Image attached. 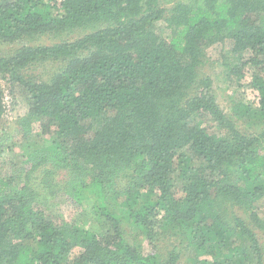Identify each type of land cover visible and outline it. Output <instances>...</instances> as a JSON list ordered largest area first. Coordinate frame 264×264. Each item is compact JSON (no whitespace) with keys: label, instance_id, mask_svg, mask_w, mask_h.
Wrapping results in <instances>:
<instances>
[{"label":"trees","instance_id":"obj_1","mask_svg":"<svg viewBox=\"0 0 264 264\" xmlns=\"http://www.w3.org/2000/svg\"><path fill=\"white\" fill-rule=\"evenodd\" d=\"M3 43L0 123L15 87L29 114L21 166L0 153V264H264V0H0ZM225 45L253 70L234 116L201 73Z\"/></svg>","mask_w":264,"mask_h":264},{"label":"rangeland","instance_id":"obj_2","mask_svg":"<svg viewBox=\"0 0 264 264\" xmlns=\"http://www.w3.org/2000/svg\"><path fill=\"white\" fill-rule=\"evenodd\" d=\"M157 27L163 31L165 24L158 23ZM82 35L83 32L78 31L72 34L69 39L80 38ZM56 42H58L57 38L46 36L33 42V44L52 45ZM20 44H0V55L17 49ZM229 50V45L217 46L210 49L208 52V60L201 73L202 76H209L212 79L217 102L223 111L228 115L234 116L233 109L238 105H254L256 100L254 99V91L250 86L253 70L247 67L240 72L241 75L239 76L237 75L238 73H233V66L236 65L238 58L230 55L228 53ZM40 67V69L35 70V73H44L45 78H47L49 74L59 67V64L57 62H46L41 64ZM240 67H242V65H240ZM6 93L8 112L5 119L0 123V153H2L1 158L5 166L15 171V168L21 166L22 152L20 147L24 142L22 125L24 121L27 120L29 106L22 88L15 87L13 92L6 90ZM237 125L243 132L250 131L251 133L253 130L244 121L237 122ZM64 176L65 175L62 174L60 177V183L62 184L63 181L66 180ZM255 208L258 210L259 216L264 219V200H258L255 203ZM54 212H57L58 215L67 221H76L78 223L85 222L84 224H86L87 227L94 231L96 230L98 233L106 231V228L103 226V220L92 218L88 215H79L65 202L57 206ZM124 227L126 228V237L131 241H134V243L143 242L144 237L142 234L136 232L135 229L129 225H124ZM255 232L258 234L261 243H264V233L257 229H255ZM174 245H177L179 250L183 248V245H178V241H174V239H168L163 242L160 248L165 252L168 249H172ZM180 264H190V262H188L187 258H183Z\"/></svg>","mask_w":264,"mask_h":264}]
</instances>
